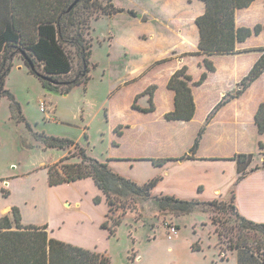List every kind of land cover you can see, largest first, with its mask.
Instances as JSON below:
<instances>
[{
  "label": "rangeland",
  "instance_id": "obj_1",
  "mask_svg": "<svg viewBox=\"0 0 264 264\" xmlns=\"http://www.w3.org/2000/svg\"><path fill=\"white\" fill-rule=\"evenodd\" d=\"M95 1L102 4L108 2ZM113 1L117 6L133 9L136 19L128 11H124L112 15L105 14L92 20V29L86 35L93 43L90 59L91 78L87 85H75L68 93L44 87L38 77L30 74L28 66L21 59L24 44L20 48H9L0 56L1 61L13 62L6 76L5 88L14 94L21 110L20 113L13 106V101L8 95L0 97V181L4 184L8 182L4 178L12 180V176L26 171L33 172L36 177L42 179L43 168L59 161L65 155V151L59 148H44L43 141L38 140L37 136L42 133L49 137L72 139L85 146L93 156L106 160L109 154L140 153L138 128L124 138H119L113 128L119 122L131 121L132 124H139L141 119L144 124L138 127L146 126L159 136L173 135L176 132L182 135L177 146L171 151L166 147L162 150L150 146L157 154H181L185 148L188 150L194 130L203 119L205 104L200 101L198 119L183 130L182 126L168 123L164 115L159 116L163 110L161 104L156 115H137L131 106L133 98L150 82H157L160 87H166L164 69L187 65V72L190 74L191 69L193 80H198L202 73L199 72L200 68L207 70L204 58L214 59L221 65L225 61H231L234 54L208 56L199 51L197 25L189 18L197 15L204 4L200 0ZM79 11L82 12L83 7ZM186 17L188 22H185ZM251 39L254 41L256 38ZM145 61L147 68L138 72ZM72 64V73L62 76L63 80L74 78L79 71L76 56L72 57ZM263 83L260 82V85ZM148 85L152 87L156 84ZM216 85L211 84L210 87L215 89ZM150 90L155 95L157 85ZM231 93L233 91L226 93L225 98ZM138 101L137 99L136 103ZM42 102L45 103L46 111L42 110ZM140 103L147 105V97H140ZM227 136L226 142L220 145L216 142L217 136L208 137L202 151L214 154L235 152L240 148L239 140L234 131ZM114 141H118L119 145L113 144ZM29 145L33 147L30 148ZM71 150L75 151L74 147ZM134 167L125 169L126 174L135 176L143 173L140 165L136 164ZM46 189L43 184L39 187L42 198L48 195ZM75 190L76 195L82 194L84 203L88 206L91 203L93 188L88 183H80L75 186ZM73 201L66 203L65 211H79L80 207H75ZM70 203L73 206H70ZM232 205L233 197L228 193L224 197H218L214 204L200 205L175 217L170 211L160 210L153 198H140L133 211L127 209L129 214L123 216V222L109 243L111 264H210L214 258L219 260L216 248L218 242L222 247V254L225 253L229 258L215 264H235L236 258L234 254H230L227 239L221 236L220 240L216 229L220 230L213 221L215 218L216 221L235 226V234L239 221ZM122 211L115 210L110 215L118 217ZM176 225L179 226L178 235L170 238V227ZM243 235H246V243L251 249L264 254V229L247 228L242 232ZM195 243L200 244V250L193 249Z\"/></svg>",
  "mask_w": 264,
  "mask_h": 264
},
{
  "label": "trees",
  "instance_id": "obj_2",
  "mask_svg": "<svg viewBox=\"0 0 264 264\" xmlns=\"http://www.w3.org/2000/svg\"><path fill=\"white\" fill-rule=\"evenodd\" d=\"M0 0V56L9 48L23 47L24 60L29 72L37 76L44 87L56 89L68 93L73 86L87 85L90 76V59L93 43L87 34L92 29L91 22L102 15H112L128 11L133 16V9H125L115 5L113 0L107 4L98 3L95 0ZM204 3V12L196 18L199 29L198 49L200 52L212 55H229L237 53V44L246 41L252 35H258L264 30V24L251 27H238L236 24V11L250 6L255 0H200ZM83 7V11L79 9ZM78 12H80L79 15ZM77 15V16H76ZM257 62L238 83L233 93L224 98L215 107V110L207 117L206 123L201 126L190 153L181 157L152 158L154 164L163 165L169 160L195 158L194 155L203 138L208 123L213 114L231 99L241 96L247 88L264 73V48ZM79 61V71L74 78L63 80L62 76L70 75L73 71L72 57ZM13 62L0 59V97L8 95L13 101V106L21 113L20 105L14 94L5 88L6 76L9 74ZM204 71L198 80H193L189 74L187 65L174 72L168 82V88L175 91L174 110L165 114L167 120H186L194 118L196 102L193 94V85H201L208 77V72L216 70L214 62L208 57L204 58ZM6 67V68H5ZM5 68V70H4ZM50 77L51 79H47ZM148 87L140 95L149 94L147 108H141L136 102L132 107L143 112H152L156 109L154 93ZM228 94V93H227ZM139 98V95L136 97ZM24 119V117L22 116ZM256 123L260 133H264V102L256 113ZM121 126L115 127L114 132L122 135ZM120 127V128H119ZM38 140H42L44 148H60L68 150V154L59 161L48 166L49 184L51 186L69 183L91 177L96 186L102 191L109 208L108 219L102 223L104 228L115 235L119 225L123 222V216L129 214L127 209L133 211L140 198L147 200L153 198L160 210L170 211L175 217L186 214L200 205H211L218 198L209 201L199 199H181L174 195L152 196V189L160 180L155 177L143 184L114 171L109 162L93 156L89 150L79 142L72 139L47 136L45 133L37 134ZM88 136L86 135V139ZM113 144H117L116 141ZM263 147V143H261ZM74 147L75 151L71 148ZM253 153H236L231 159L238 164V178L240 181L246 174V169L254 160ZM264 166V161L262 163ZM260 168L259 165L252 169ZM5 195L8 194L3 189ZM234 198V188L231 192ZM96 204L101 203L102 197H94ZM239 223L234 227L225 222L216 221L218 237L227 239L229 250H237L246 253L249 257L246 262L239 258V264H264V254L259 250L254 251L247 243L246 235L242 236L245 229H264V223H258L247 219L236 211L232 205ZM122 209L121 215L112 217L110 213ZM14 218L5 215L0 218V264H111L110 256L79 247L54 237H49L46 231L47 225H23L20 210L13 208ZM112 220V223L111 220ZM15 227L16 229H12ZM177 229L178 225L175 226ZM240 231V232H239ZM236 236V237H235ZM217 247L223 259L227 255L218 242ZM194 250H200L199 243L193 245Z\"/></svg>",
  "mask_w": 264,
  "mask_h": 264
},
{
  "label": "crops",
  "instance_id": "obj_3",
  "mask_svg": "<svg viewBox=\"0 0 264 264\" xmlns=\"http://www.w3.org/2000/svg\"><path fill=\"white\" fill-rule=\"evenodd\" d=\"M204 10L205 6L202 4L197 15L192 14L193 18H189V20H192L195 24L196 18ZM133 17L135 18L136 16ZM187 18H185V22H188ZM144 19H146V16ZM163 24L165 25V23ZM236 24L238 27L251 28L257 24H264V0H255L250 6L238 9L236 11ZM197 31V38L199 40L198 27ZM252 37L256 39L251 41ZM260 48H264V30L258 35L254 34L250 36L244 42H239L237 44L238 52L233 55L231 61H225L221 65H218L213 59L216 70L208 72V77L203 84L192 86L196 102L194 118L189 121L168 120V123L182 126L181 129L184 130L198 119L200 101L206 105L203 119L197 124L187 151L185 148L181 154H157L156 150L151 149L150 146L162 150L166 147V149L171 151L177 146L182 135L176 132L173 135L159 136L154 131H150L146 126L138 127V125L144 124V120L141 119L139 124H132L131 121H126L125 123L119 122L115 127L120 124L123 125V129H121L122 135H117L114 132L119 138H124L127 134L133 132V130L139 129V139L137 141L140 153L133 155H107L106 160L112 169L139 184H143L155 177H160V180L152 189V196L174 195L181 199L195 198L209 201L218 197H224L234 188L233 204L236 211L249 220L264 223V166H262L264 161V146H261V143L264 145V133L259 132L255 118L260 104L264 102V83L260 85V82H264V73L241 96L232 99L215 113L213 119L207 125L197 152L194 155L195 158L169 160L163 165H156L151 160L152 158L160 157L177 158L190 153V149L194 145L197 136L196 134H198L201 126L206 123V119L212 113L215 105L221 101L226 93L234 91L242 78L249 73L263 53V51L259 50ZM230 55L232 54L226 56ZM140 68L138 72L146 69L147 61ZM178 69V67L164 69L166 87L164 85L160 87L157 82L148 83L157 85L154 95L156 109L152 112H143L132 107L137 115L141 116L142 113H154L156 115L158 114L160 104L163 107L162 112L159 113L160 117L163 115L165 117L166 113L174 110L175 91L168 88V82ZM200 69L199 72L203 73L205 71L203 68ZM190 74L194 76L191 69ZM212 81L213 83H211ZM148 84L135 94L131 106L136 102L138 95L139 98L137 99L139 101L137 105L141 108L150 106L149 94L140 95L151 86ZM211 84H217L215 89L210 87ZM142 96L147 97V105L140 103V97ZM232 131L236 134L240 146L235 152L214 154L202 151L203 144L207 142L208 137L215 138L217 136L216 142L220 145V143L226 142L227 135ZM116 142L119 145V142ZM28 147L32 148L33 145H29ZM61 150L65 151L64 156L68 154V150ZM236 153H253L255 155L254 160L246 169L247 174L240 181H237L239 175L237 161L231 159ZM136 164L142 167L143 173L135 176L127 175L125 169L128 170L130 167L134 169ZM257 165L260 168L253 170L252 168ZM11 178L12 180L4 178L8 181L6 184L0 181V218L7 215L13 219V208L18 207L23 225H47L46 231L50 238L54 237L58 240L109 256L108 246L114 235L110 234V231L102 226V223L108 219L109 208L104 194L96 186L91 177L51 186L49 184L48 166H45L43 168L42 179H39L33 172L29 171L22 172V174H17ZM40 183L44 185V189L47 188V197H41L39 187L42 184L40 185ZM80 183H88L94 190L90 200L91 203L88 206L85 205L82 194L76 195L75 186ZM3 189L8 191L7 195L4 194ZM96 195L102 197V201L99 204H96L93 200ZM70 200H74L75 207H80L79 211H65L66 203L70 202ZM70 206H73V204L70 203ZM177 235L178 233L176 237ZM216 248L219 253L217 256L219 260L214 258L210 264L225 261L229 258L223 259L217 244ZM230 254L235 255V264H239V258H242L244 262L249 258L246 253L237 250L231 251ZM214 257H216L215 254Z\"/></svg>",
  "mask_w": 264,
  "mask_h": 264
},
{
  "label": "built area",
  "instance_id": "obj_4",
  "mask_svg": "<svg viewBox=\"0 0 264 264\" xmlns=\"http://www.w3.org/2000/svg\"><path fill=\"white\" fill-rule=\"evenodd\" d=\"M42 110L46 111V106L45 103L42 102ZM178 233V229L175 226H171L170 227V231H169V237H173L174 235H176Z\"/></svg>",
  "mask_w": 264,
  "mask_h": 264
},
{
  "label": "water",
  "instance_id": "obj_5",
  "mask_svg": "<svg viewBox=\"0 0 264 264\" xmlns=\"http://www.w3.org/2000/svg\"><path fill=\"white\" fill-rule=\"evenodd\" d=\"M77 2H78V0H76V1L71 5L70 8H73V6H74ZM47 79H51V78H50V77H47Z\"/></svg>",
  "mask_w": 264,
  "mask_h": 264
}]
</instances>
